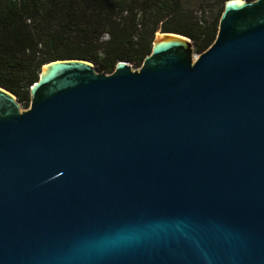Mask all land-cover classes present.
Returning a JSON list of instances; mask_svg holds the SVG:
<instances>
[{
	"label": "water",
	"instance_id": "95a60500",
	"mask_svg": "<svg viewBox=\"0 0 264 264\" xmlns=\"http://www.w3.org/2000/svg\"><path fill=\"white\" fill-rule=\"evenodd\" d=\"M0 264H264V0L214 44L157 34L134 71L0 87Z\"/></svg>",
	"mask_w": 264,
	"mask_h": 264
},
{
	"label": "trees",
	"instance_id": "16d2710c",
	"mask_svg": "<svg viewBox=\"0 0 264 264\" xmlns=\"http://www.w3.org/2000/svg\"><path fill=\"white\" fill-rule=\"evenodd\" d=\"M228 1L0 0V87L29 109L47 64L83 60L111 75L127 62L139 70L158 33L185 36L203 54Z\"/></svg>",
	"mask_w": 264,
	"mask_h": 264
},
{
	"label": "rangeland",
	"instance_id": "374dc122",
	"mask_svg": "<svg viewBox=\"0 0 264 264\" xmlns=\"http://www.w3.org/2000/svg\"><path fill=\"white\" fill-rule=\"evenodd\" d=\"M158 34H161V33H158ZM134 71H136V70H134ZM21 108H22V111L28 110V109H25L24 107H21Z\"/></svg>",
	"mask_w": 264,
	"mask_h": 264
}]
</instances>
